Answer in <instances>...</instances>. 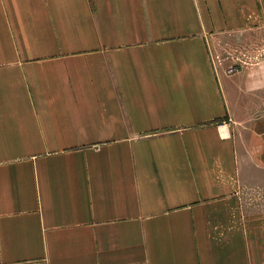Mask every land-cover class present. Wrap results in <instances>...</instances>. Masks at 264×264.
Wrapping results in <instances>:
<instances>
[{
  "label": "crops",
  "instance_id": "crops-1",
  "mask_svg": "<svg viewBox=\"0 0 264 264\" xmlns=\"http://www.w3.org/2000/svg\"><path fill=\"white\" fill-rule=\"evenodd\" d=\"M263 34L264 0H0V264H264V58L217 51Z\"/></svg>",
  "mask_w": 264,
  "mask_h": 264
},
{
  "label": "rangeland",
  "instance_id": "rangeland-1",
  "mask_svg": "<svg viewBox=\"0 0 264 264\" xmlns=\"http://www.w3.org/2000/svg\"><path fill=\"white\" fill-rule=\"evenodd\" d=\"M225 46L218 47L217 51L221 50V54L224 56H228L232 60V64H229L227 68L229 70H235L238 67H242V65H247L249 62H256L257 58H264V34L262 37L253 36L249 41L243 42L238 37H230L224 44ZM259 46H262L258 48ZM259 60V59H258ZM237 98L240 102H242L244 98L243 95L238 94ZM257 98V100H256ZM250 97L246 96L247 102H256L258 101V97ZM263 102H264V92H263ZM264 204V202L262 203ZM261 204V205H262ZM259 203L253 202L252 207L256 210L260 208ZM263 207V206H262ZM264 208V207H263Z\"/></svg>",
  "mask_w": 264,
  "mask_h": 264
}]
</instances>
